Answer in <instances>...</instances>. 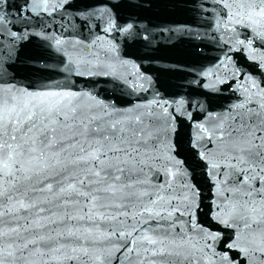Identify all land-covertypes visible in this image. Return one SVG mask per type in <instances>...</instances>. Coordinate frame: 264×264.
<instances>
[{
  "label": "snow or ice",
  "instance_id": "snow-or-ice-1",
  "mask_svg": "<svg viewBox=\"0 0 264 264\" xmlns=\"http://www.w3.org/2000/svg\"><path fill=\"white\" fill-rule=\"evenodd\" d=\"M213 2L222 7L198 5L204 19L221 16L210 27L234 31L239 25L264 41V0ZM119 30L136 36L132 24ZM10 55L0 54V65ZM62 71L84 74L67 66ZM142 116L109 110L91 93L58 84L33 91L0 87V264H204L223 233L197 225L200 246L182 232L172 236L170 224L148 223L173 215L155 210L158 202L178 211L172 204L177 193L192 212L199 193L184 161L162 156L157 147L173 150L160 139L171 129L157 131ZM208 116L215 121L209 127L193 121L198 134L191 147L209 176L218 178V196L224 193L214 219L235 229L212 254L220 264H264V88L253 82L227 116ZM162 161L169 180L155 177V198L145 201L148 173ZM136 217L144 221L140 227Z\"/></svg>",
  "mask_w": 264,
  "mask_h": 264
},
{
  "label": "water",
  "instance_id": "water-1",
  "mask_svg": "<svg viewBox=\"0 0 264 264\" xmlns=\"http://www.w3.org/2000/svg\"><path fill=\"white\" fill-rule=\"evenodd\" d=\"M201 3L213 10L222 7L213 0H6L0 4L4 9L0 15L5 17L0 23V54L11 55L0 65V87L33 91L58 84L82 89L109 110L115 107L128 116L143 114L145 123L156 125L157 131L169 127L170 137L160 139L173 150L168 152L164 143L157 147L162 156L184 161L199 193L198 206L185 211L186 201L174 193L177 198L172 204L179 210L158 202L152 206L155 210H172L173 215L167 220L153 217L148 223L170 224L172 236L182 232L190 243L200 246L204 239L197 225L223 233L204 260V264H220L212 253L221 251L235 229L214 219L224 193L218 196V178L214 181L209 176L191 147L198 134L193 121L209 127L215 121L208 114L217 120L227 116L253 82L264 88V41L253 39L239 25L232 26L234 31L210 27L221 16L213 12L212 19L202 18ZM128 24L133 25L135 38L119 30ZM246 35L245 46H239L237 41ZM65 66L84 74L64 72ZM201 143H207L206 138ZM163 162L148 173L145 201L150 195L155 198L154 189L159 187L155 177L169 180ZM135 219L140 221L136 227L144 223L140 217ZM120 227L130 230L128 225Z\"/></svg>",
  "mask_w": 264,
  "mask_h": 264
}]
</instances>
